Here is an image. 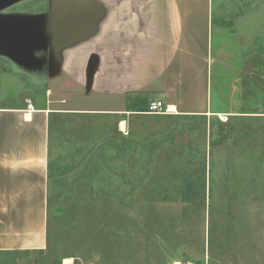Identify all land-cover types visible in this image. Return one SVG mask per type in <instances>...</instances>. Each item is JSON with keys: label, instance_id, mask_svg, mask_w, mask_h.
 Masks as SVG:
<instances>
[{"label": "rangeland", "instance_id": "obj_1", "mask_svg": "<svg viewBox=\"0 0 264 264\" xmlns=\"http://www.w3.org/2000/svg\"><path fill=\"white\" fill-rule=\"evenodd\" d=\"M46 2L0 0V59L45 68ZM247 50L252 60L250 47L213 66V109L260 112L125 115L124 130L111 117H59L46 248L0 264H264V77L237 75Z\"/></svg>", "mask_w": 264, "mask_h": 264}, {"label": "crops", "instance_id": "obj_2", "mask_svg": "<svg viewBox=\"0 0 264 264\" xmlns=\"http://www.w3.org/2000/svg\"><path fill=\"white\" fill-rule=\"evenodd\" d=\"M37 15L45 68L0 59V257L46 248L59 117L119 126L125 115L149 114L151 99L174 106L165 115L260 112L213 109L211 81L213 66H233L235 52L252 47L237 75L263 82L264 0H47Z\"/></svg>", "mask_w": 264, "mask_h": 264}, {"label": "built area", "instance_id": "obj_3", "mask_svg": "<svg viewBox=\"0 0 264 264\" xmlns=\"http://www.w3.org/2000/svg\"><path fill=\"white\" fill-rule=\"evenodd\" d=\"M174 111L161 99H151L147 103L146 113L149 114H171Z\"/></svg>", "mask_w": 264, "mask_h": 264}, {"label": "bare ground", "instance_id": "obj_4", "mask_svg": "<svg viewBox=\"0 0 264 264\" xmlns=\"http://www.w3.org/2000/svg\"><path fill=\"white\" fill-rule=\"evenodd\" d=\"M170 109L174 111L175 108H174V106H173V107H171ZM119 126H120V129H121V130H124V121H121V123H120ZM64 261H65L66 263H68L70 260H69V259H65ZM65 262H64V263H65ZM175 264H179V263L176 262Z\"/></svg>", "mask_w": 264, "mask_h": 264}]
</instances>
